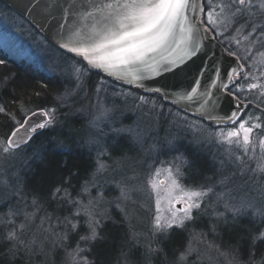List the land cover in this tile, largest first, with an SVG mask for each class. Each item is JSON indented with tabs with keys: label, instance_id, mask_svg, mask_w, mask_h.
I'll return each mask as SVG.
<instances>
[{
	"label": "rangeland",
	"instance_id": "obj_1",
	"mask_svg": "<svg viewBox=\"0 0 264 264\" xmlns=\"http://www.w3.org/2000/svg\"><path fill=\"white\" fill-rule=\"evenodd\" d=\"M231 4L232 0H209L208 8L204 10V22L208 30L215 34V39L227 50L232 49L235 53L228 52L237 56L243 64L241 73H245L234 88L242 97L236 94L235 96L248 106L263 109L264 33L261 28L264 23V7L261 5L264 0H251L250 6L242 7L236 3L231 7H222ZM238 7H242V11L233 16L232 13ZM209 13L216 21L215 24L208 22ZM0 48L15 61L25 62L50 75L67 80L69 84L60 98L61 102H66L61 105L62 111L67 117L76 114L85 125L77 135L87 140L94 151L95 172L91 183L87 184L81 196L69 202L72 212L61 228L66 234L73 229V224L78 225L81 215L85 217L90 235L89 221L98 222L95 225L97 230L111 206L121 209L123 213L124 210H130L127 213L129 218L134 219L139 213L152 230H155L157 201L159 214L163 217L170 218L173 213L178 217L183 216L185 203L178 200L180 192H173L177 199L165 198L170 183L166 169L172 170L173 176L184 191L206 193L199 198V208L208 202L213 213H217L218 208L225 211H222V214L229 211L234 213L239 209L257 216L259 211L264 210V173L254 171L258 165L264 164V147L260 143L264 140V124L259 120L256 109H246L242 119L233 125L213 127L164 104L157 98L120 87L91 72L85 73L77 80L75 68H82L84 65L54 47L24 18L2 2ZM252 84L257 87L250 89ZM46 111L50 114L49 118L54 117L48 126L51 127L61 114L57 113L56 108ZM241 121L246 122V127L261 125L259 128L254 127L249 134L247 151L243 145L242 130L239 138H232L233 143L230 144L224 139L228 132L239 128ZM62 126L58 129L62 130ZM237 139L240 143H236ZM181 142L194 146L204 143L218 150L224 149L225 157L234 158V162L231 160L229 163L234 170L232 176L235 184L232 188L235 192L228 190L230 195L227 196L226 190H223L221 195L215 196L212 189L217 190V185L210 188L209 199V190L186 186L183 183L184 161L181 155L171 156L174 158L164 157L165 152L171 153V148ZM5 148H8L7 152L4 151ZM15 151L6 142L0 155V208H5L0 212V239L4 240L6 236L10 239L7 229L11 228L14 232V255L27 251L30 257H34L37 253L45 251L44 255L48 259L44 257V264H49L55 244L59 241L58 246H63L65 238L59 240L56 235L54 227L58 225L57 222L40 219L37 211L30 209L34 207L33 203L27 204L22 197L18 189L22 181L19 170L26 166V159L23 155L15 156ZM157 170L160 171L159 176L156 175ZM153 181L163 183H160L159 189H153ZM199 208L191 210L192 219ZM191 220H186L185 224ZM196 252V263L218 264L215 244L199 240L187 252L186 257L190 254L196 255ZM79 255L70 254V264L78 259ZM186 257L182 260L183 264H188ZM221 260V264H232L222 257Z\"/></svg>",
	"mask_w": 264,
	"mask_h": 264
},
{
	"label": "trees",
	"instance_id": "obj_2",
	"mask_svg": "<svg viewBox=\"0 0 264 264\" xmlns=\"http://www.w3.org/2000/svg\"><path fill=\"white\" fill-rule=\"evenodd\" d=\"M203 1L206 10L209 0ZM261 29L264 33V23ZM228 51L233 52L232 49ZM0 60L4 61L0 64V107L5 109L0 112V155L9 136L29 114L49 108H56L61 114L53 126L44 128L26 146L14 152L15 156L23 155L26 159V166L19 170L22 181L18 189L22 197L27 204L33 203L34 207L30 209H35L40 219L57 222L54 227L56 235L59 240L65 238L63 246H58L59 241L55 244L49 264H70L69 255H75L77 245L83 251L71 264H84L81 257L86 258L88 264H183L181 257H186L199 240L216 245L218 264L223 262L221 257L232 264H264V240H254L264 231V216L241 210L222 214L221 208L213 213L208 202L195 211L193 219L183 228L172 227L167 232L152 230L139 213L133 219L127 216L130 210L123 213L111 206L97 227L98 238L95 241L80 239L89 235L85 217L81 215L76 228L66 234L61 228L72 212L69 202L81 196L95 172L94 151L87 140L77 135L85 125L76 114L67 117L62 111L61 105L66 102H61L60 98L69 84L67 80L15 61L2 48ZM243 74L229 88L238 97L242 96L234 88ZM246 109H256L259 120L264 124V108L249 105ZM60 125H63L62 130L58 129ZM170 152H165L164 157L179 154L184 161L183 183L186 186L209 190V199L210 188L217 185V190L212 189L215 196L221 195L223 190L235 192L232 188L235 184L234 170L229 163L231 160L234 162V158L225 157L224 149L218 150L204 143L194 146L181 142ZM4 210L0 208V212ZM7 231L8 234L14 233L11 228ZM13 242L7 236L0 239V264H44L45 251L34 257H30L27 251L14 255ZM197 256L198 252L190 254L186 262L198 264Z\"/></svg>",
	"mask_w": 264,
	"mask_h": 264
},
{
	"label": "snow or ice",
	"instance_id": "obj_3",
	"mask_svg": "<svg viewBox=\"0 0 264 264\" xmlns=\"http://www.w3.org/2000/svg\"><path fill=\"white\" fill-rule=\"evenodd\" d=\"M236 3L242 7L250 6L251 0H232L231 5H223L222 7H231ZM195 7L191 0H114V2L97 6L100 16L96 18L91 30L86 33L79 31L73 33V36L69 37L68 42L62 47L69 52L76 53L87 62L82 68H75L77 80L85 73L93 70H99L118 80H127L129 83L144 80L145 72L155 75L161 71H174V74H179L184 69L176 68L175 66L181 64L186 57L195 55L200 48L202 34L199 25L195 19L188 16L189 10H194ZM242 7L236 8L232 15L235 16L236 13L241 12ZM261 7H264V4ZM208 22L211 24L216 22L211 13L208 16ZM200 23H203V21ZM166 52L169 54L179 53V55L169 59L164 55ZM157 55L160 56L159 61L156 59ZM161 61H165V63L162 65ZM3 63L4 61L0 60V64ZM213 71L216 79L208 76V84L205 86L204 91L199 93L198 97V89L192 87L190 94L185 92L175 102L180 100L193 101L194 98L202 100L200 110L205 112L210 118L218 119L220 123H223L224 118L213 116V110L222 97L235 96V93L229 89L228 84L224 82L225 78L231 80L233 76L227 72L221 76L219 70L213 69ZM236 71V69H232V74L235 75ZM194 83L199 85L200 82L194 81ZM249 87L250 89L256 88L257 85L252 84ZM212 88L216 91L210 92L209 89ZM154 91L159 93L162 89L156 88ZM208 97H212L211 104L208 109H205L204 106L209 105ZM236 99L238 100L239 98L236 97ZM240 107L241 105L236 103L235 110L231 111L230 115L225 114L227 119L235 123ZM3 111L5 109L0 107V112ZM32 115L35 116L37 113L34 112ZM40 115L47 117L50 114L41 112ZM53 119L54 117H51L44 122H37L32 125L29 124V120L26 118L24 123H21L20 127L15 129L11 135L12 137L17 136L20 128H25V125H28L26 129L28 134L35 133L37 129L48 127ZM254 127L259 128L261 125L255 124L251 127H246V122L241 121L239 128L228 132L224 139L231 144L233 143L232 138H239L242 130L243 145L245 151H247V146L250 143L249 134L252 133ZM221 134L223 135V133ZM20 142H26V140L22 139ZM236 143H240V140L237 139ZM260 143L264 147V140H261ZM8 144L10 147H19V143L12 140L11 137L8 139ZM4 151L7 152L8 148H5ZM165 171L168 173L170 181L165 198L169 200L177 199L173 196V192L179 191L178 200H182L185 203L184 215L178 217L173 213L170 218L163 217L159 214V201H157V215L154 220L156 232H167L173 226L183 228L185 221L192 219L191 210L200 207L199 198L206 195L205 192L200 191H184L176 177L173 176L172 170L166 169ZM254 171L264 173V164L258 165ZM156 175H160L159 170L156 171ZM160 183L153 181V189H159ZM259 215L264 216V210L259 211ZM96 224L98 222L89 221L90 235L81 236L80 239L82 241H95L98 238ZM72 228L75 229L76 225L73 224ZM9 238H14V233H11ZM254 240H264V231L254 237ZM74 251L75 255H79L83 249H80L79 245H77V249ZM81 259L84 264H88L86 258L81 257ZM181 259L183 260L185 257L182 256Z\"/></svg>",
	"mask_w": 264,
	"mask_h": 264
},
{
	"label": "water",
	"instance_id": "obj_4",
	"mask_svg": "<svg viewBox=\"0 0 264 264\" xmlns=\"http://www.w3.org/2000/svg\"><path fill=\"white\" fill-rule=\"evenodd\" d=\"M9 6L16 13L25 18L41 35H43L50 43L62 50L64 53L73 57V59L83 60L82 57L76 53L69 52L62 45L68 42V38L73 36V33L79 31L86 33L91 30V26L95 23L100 13L97 10V6L106 3L114 2V0H0ZM195 5L194 10H189L188 16L197 21L202 38H200V48L195 55L186 57L184 61L175 66L176 68H183L184 71L179 74H174V71H161L155 75L145 72V79L134 83H129L127 80H118L113 76H109L99 70H93L101 74L108 80L130 89L135 90L138 93L153 95L162 98L163 101L173 105L180 111L191 115L197 119L203 120L211 126L217 125H232L235 124L242 117V113L248 106L246 102L242 103L236 96H224L221 101L216 105L213 110V116L217 118H224V122L220 123L217 120L210 118L205 112L200 110V104L202 100L194 98L193 101L180 100L175 102L177 98L185 92L191 93V88L196 87L197 97L199 93L204 91L205 86L208 84V76L216 79L213 69L220 71L221 76L225 72L232 75L233 78L228 80L225 78V83L229 87L233 86L234 82L238 79L239 75L243 71V64L239 61L238 57L227 51V49L219 43L212 32L208 30L202 21L204 14V1L203 0H191ZM202 9V10H201ZM91 14V15H89ZM169 58H175V55L179 53L169 54L164 53ZM156 59L159 61L160 56L157 55ZM165 61H161L163 65ZM232 69H236V74H232ZM194 81H199V85ZM219 83V81H217ZM156 88H161L162 91L157 93L154 91ZM210 92H215L214 88L209 89ZM209 105H205V109H208L211 104L212 97H208ZM241 105L239 109L238 118L235 123L228 120L226 113L231 114V111L235 110V104ZM37 113L33 116L32 113ZM32 112L26 118L29 120V124L34 125L37 122H44L49 119V116L40 115L45 110H37ZM25 118V119H26ZM24 123V122H23ZM20 127V126H19ZM17 127V128H19ZM16 128V129H17ZM25 128H20L17 136L11 137L12 140L19 143V147H10L11 149H18L22 146H26L31 139L36 136L37 133L43 129H37L35 133L28 134ZM8 138V139H9ZM26 142H20L21 140ZM180 207V206H178Z\"/></svg>",
	"mask_w": 264,
	"mask_h": 264
}]
</instances>
